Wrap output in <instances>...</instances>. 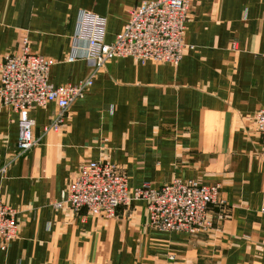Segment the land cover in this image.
<instances>
[{
    "label": "crops",
    "instance_id": "crops-1",
    "mask_svg": "<svg viewBox=\"0 0 264 264\" xmlns=\"http://www.w3.org/2000/svg\"><path fill=\"white\" fill-rule=\"evenodd\" d=\"M144 1L0 0V60L25 39L53 61L50 84H76L93 72L66 61L82 12L105 18L111 43ZM183 42L177 64L107 61L58 131H44L54 103L32 108L40 143L20 156L16 113L0 104V165L16 156L0 196L20 225L16 239L0 241V264H264V157L253 123L264 107V0H192ZM97 160L123 170L130 189L218 183L224 208H211V232L193 235L150 229L142 201L111 218L55 208L79 168Z\"/></svg>",
    "mask_w": 264,
    "mask_h": 264
},
{
    "label": "built area",
    "instance_id": "built-area-1",
    "mask_svg": "<svg viewBox=\"0 0 264 264\" xmlns=\"http://www.w3.org/2000/svg\"><path fill=\"white\" fill-rule=\"evenodd\" d=\"M190 8L191 0L141 2L128 10L123 28L111 43L104 41L105 18L83 11L73 38L72 52L66 61L85 60L93 72L76 84H50L48 71L53 61L31 52L25 39L17 52L4 55L0 60V104L16 113L19 153L40 142L34 136V122L29 111L54 103L57 113L44 131L60 130L66 125V109L83 98L92 85L94 74L110 59L129 57L139 62L177 64L186 47L183 37ZM79 45L84 46L83 52H77ZM253 118L264 155V107L258 109ZM4 172L5 167L0 168V180ZM216 195V185H202L196 180L178 178L156 188L143 182L130 189L125 173L111 163L97 160L79 168L54 206L69 207L76 212L87 210L92 215L109 217L119 205L144 201L149 227L159 231L197 232L209 226L207 208ZM16 237V210L0 200V239L10 241Z\"/></svg>",
    "mask_w": 264,
    "mask_h": 264
},
{
    "label": "rangeland",
    "instance_id": "rangeland-1",
    "mask_svg": "<svg viewBox=\"0 0 264 264\" xmlns=\"http://www.w3.org/2000/svg\"><path fill=\"white\" fill-rule=\"evenodd\" d=\"M192 1V0H191ZM233 46L235 47V43L233 44ZM263 108V107H262ZM260 109V108H259ZM257 111V110H256ZM255 111V112H256ZM254 112V113H255ZM254 115V114H253ZM253 123H254V127H255V131H256V134H257V136H258V138H259V141H260V153H261V155L264 157V155L262 154V143H261V140H260V136H259V132H258V130H257V128H256V125H255V121H254V118H253ZM51 130V129H50ZM48 131V130H47ZM33 133H34V131H33ZM35 136V135H34ZM36 138H39V140H40V137L39 136H35ZM40 143V142H39ZM39 143H37L36 145H38ZM36 145H34V146H36ZM33 146V147H34ZM16 147H17V143H16ZM33 147H31V148H33ZM30 148V149H31ZM30 149H28V150H30ZM28 150H26V151H24L23 153H19V150H18V148H17V156H20V155H22V154H24L25 152H27ZM16 158V156H14L11 160H9V161H7V162H5V163H3V164H1L0 165V168H2V167H5V172H4V174H3V176H2V178H1V180H0V185H1V182H2V180L4 179V176H5V173H6V168H7V166L9 165V163H11L14 159ZM109 163V162H108ZM112 164V163H111ZM118 170H120L121 172H123V173H125L123 170H121L119 167H117L115 164H113ZM78 172V171H77ZM77 174V173H76ZM75 174V175H76ZM74 175V176H75ZM126 175V174H125ZM73 176V177H74ZM126 177H127V175H126ZM178 179H180V178H178ZM180 180H183V181H188V180H196V182H198L199 184H202V185H208V186H215L216 185V190H217V195L215 196V199H214V201L208 206V208H207V213H206V219L209 221V226L208 227H206L204 230H198L197 232H183V231H176V232H181V233H185V234H189V235H193V234H199V233H208V232H211L212 230H213V228H214V220H213V218H212V216H211V214H210V211H211V208L212 207H214V206H217L218 208H224V203H223V201H221L220 199H219V184L218 183H206V182H201L200 180H197V179H180ZM70 182V181H69ZM68 182V183H69ZM68 183H67V185H68ZM150 184V183H149ZM67 185H66V187H67ZM141 185V184H140ZM139 185V186H140ZM151 185V184H150ZM152 186V185H151ZM66 187L64 188V190L62 191V192H64L65 191V189H66ZM135 187H138V186H135ZM152 187H154V186H152ZM134 188V187H133ZM61 198V197H60ZM0 200L4 203V204H6V205H8L6 202H4L3 201V199L1 198V196H0ZM59 201V200H58ZM58 201H56V202H58ZM55 202V203H56ZM135 202H137V201H133V202H130V203H128V204H122V205H119L116 209H115V211L113 212V214L111 215V216H109V217H107V216H96V215H92V214H90L87 210L85 211V210H80V211H78V212H82V211H84L86 214H88V215H91V216H93V217H98V218H111V217H114L115 215H116V212H117V210L120 208V207H122V206H128V205H130V204H133V203H135ZM142 202H144V201H142ZM54 203V204H55ZM144 204H145V202H144ZM263 205L264 204H262L261 205V211H263L264 212V209H263ZM9 206V205H8ZM11 207V206H10ZM55 207V206H54ZM13 208V207H12ZM56 208V207H55ZM145 208H146V204H145ZM15 210H16V221H17V225H18V235H19V232H20V225H19V222H18V215H19V212H18V210L16 209V208H14ZM57 209H68V210H71V211H74L73 209H71V208H69V207H62V208H57ZM75 212V211H74ZM146 212H147V208H146ZM147 226L149 227V225H148V212H147ZM150 229H152V230H155V229H153V228H151V227H149ZM162 231V230H161ZM172 231H175V230H172ZM165 232H170V231H165ZM17 238V237H16ZM15 238V239H16ZM12 240H14V239H12ZM12 240H10V241H12ZM0 241L2 242V248H4V246L8 243V242H10V241H3L2 239H0ZM171 257H172V259H171ZM167 258H169L168 260L169 261H171V262H173L174 260H175V257L171 254V255H168V257ZM170 262V263H171Z\"/></svg>",
    "mask_w": 264,
    "mask_h": 264
}]
</instances>
